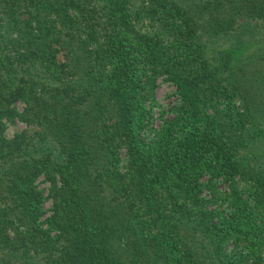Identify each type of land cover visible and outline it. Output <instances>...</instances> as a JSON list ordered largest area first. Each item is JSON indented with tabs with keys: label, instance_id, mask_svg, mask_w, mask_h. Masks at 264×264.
<instances>
[{
	"label": "trees",
	"instance_id": "1",
	"mask_svg": "<svg viewBox=\"0 0 264 264\" xmlns=\"http://www.w3.org/2000/svg\"><path fill=\"white\" fill-rule=\"evenodd\" d=\"M255 27L264 0H0V264H264V55L250 83L205 44Z\"/></svg>",
	"mask_w": 264,
	"mask_h": 264
},
{
	"label": "rangeland",
	"instance_id": "2",
	"mask_svg": "<svg viewBox=\"0 0 264 264\" xmlns=\"http://www.w3.org/2000/svg\"><path fill=\"white\" fill-rule=\"evenodd\" d=\"M264 31L259 29L258 27L251 28L248 32H242L238 29L235 31H230L226 34L221 35H214L210 37H206L205 44L207 54L210 55V58L217 57V51L219 50H226L229 49L230 46H236L240 48V51L234 54L232 57V65L239 66L245 65L246 70L245 75H239L243 81L248 80L251 83V78L253 77L250 74L252 71L255 72V68L251 65L247 66L250 62L256 65L255 58L257 54L264 55ZM252 54V55H251ZM249 55V56H248ZM215 59V58H214ZM213 59V60H214ZM238 59V60H236ZM216 63V60L214 61ZM256 73V72H255ZM264 73V70H262ZM237 75V72H236ZM259 75V74H258ZM264 86V83H263ZM253 87V86H251ZM250 87V89H251ZM175 85L170 81L166 80L162 76H157L155 78L154 87L151 92L150 100L147 99V103L152 106V117L151 121L154 126L159 124V120L157 115H159V110L164 111L163 116L167 117L168 112L167 108L169 104L176 103L179 101V97L176 93ZM18 109H21V104L18 103ZM23 128V123L19 120H14L12 122H8L4 131L6 136H11L13 133L19 131ZM257 143V142H256ZM259 149L258 151H262L263 154L260 156L261 159L264 161V135L262 137V141L258 143ZM264 163V162H263ZM37 186L42 189L44 193V202H43V209H44V217L50 214V198L47 196L46 188L47 182L43 179L42 176H39L36 179Z\"/></svg>",
	"mask_w": 264,
	"mask_h": 264
}]
</instances>
